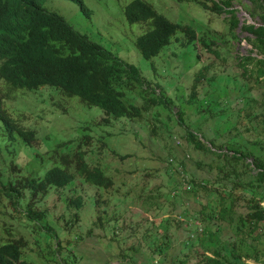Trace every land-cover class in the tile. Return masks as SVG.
I'll use <instances>...</instances> for the list:
<instances>
[{
  "label": "rangeland",
  "instance_id": "rangeland-1",
  "mask_svg": "<svg viewBox=\"0 0 264 264\" xmlns=\"http://www.w3.org/2000/svg\"><path fill=\"white\" fill-rule=\"evenodd\" d=\"M83 1L90 9L89 15L72 0H42L40 3L61 14L79 32L137 67L144 83H149L154 93L149 89H132L126 91L129 100L141 104L145 100L140 94H154L160 101L150 104L147 100L146 110L138 117L107 116L108 122H103L101 116L104 114L99 107L85 105L76 96L47 86L14 88L0 79L2 104L17 122L33 128L37 138L31 144L23 143L16 136L7 140L0 124V165L5 166L2 168L4 175H41L52 164L67 166L73 172V178L66 184L48 186L44 193H38L28 217L23 203L12 208L0 194V242L23 239L20 258L39 264H150L146 257L154 247L150 241L161 232L163 222L172 217L175 218L172 221L174 232L172 239L166 236L162 244L167 246L163 264H176L175 258L184 257L193 248L198 249L196 241H191L200 234L199 227L195 231L186 230L185 214L193 213L206 199L202 194L195 195L187 190V179L209 176L204 168L196 165L195 153L182 134L189 128V122L200 120L196 122L198 127L195 124L191 127L207 139L217 134L215 132L225 121L234 118V96L242 88L236 87L228 93L227 100H221L218 94L227 89L231 76L239 72L235 55L245 54L250 48L239 24L242 19L260 23L258 15L251 17L247 12H256L259 7L249 0H231L230 7L235 9L239 22L231 28L228 13L203 9L193 0H146L170 20L195 28L197 35L210 43L209 49L196 41L183 44L184 34L177 30L158 53L143 58L133 38L146 30L148 23L125 20L122 6L128 0ZM198 68L206 75L201 82L204 84L206 80L210 87L205 99H201L199 90L192 98L188 97L190 76ZM213 72L219 84L215 90ZM234 78V86L243 80L238 75ZM262 83L260 79L252 80L256 98ZM215 98H220V105L213 109ZM237 105L245 106L242 102ZM229 106L232 110L228 118L214 114L226 111ZM201 109L204 119L198 116ZM177 111L180 122L176 118ZM239 120L238 129L244 137L251 140L264 135V116L250 124V130L242 115ZM86 133L88 137L84 138ZM70 138L79 140L85 160L109 175L112 186L103 188L83 181L73 170L69 155L70 165L62 163L60 152L69 151L72 142H59ZM169 156L172 159L169 160ZM200 157L208 160L207 154ZM250 159L248 156L245 160ZM178 181L181 186L173 188ZM77 196L80 203L76 206L70 198ZM182 208L185 211H180ZM36 212L41 214L37 216ZM194 218L200 223L198 217ZM157 223L158 226H154ZM192 261L188 258L183 264H192ZM245 261L260 264L252 259Z\"/></svg>",
  "mask_w": 264,
  "mask_h": 264
},
{
  "label": "trees",
  "instance_id": "trees-1",
  "mask_svg": "<svg viewBox=\"0 0 264 264\" xmlns=\"http://www.w3.org/2000/svg\"><path fill=\"white\" fill-rule=\"evenodd\" d=\"M41 1L0 0V79L14 88L47 86L66 95L76 96L85 105L99 107L104 114L101 116L103 122H108L107 116L138 117L146 110L147 100L150 104L160 101L154 94H140L145 100L141 104L129 100L126 91L131 92L132 89H149L154 93V88L144 83L137 67L73 28L61 14L46 9ZM72 1L85 15H89L90 9L83 0ZM193 1L203 9L228 13L231 28L238 25L235 9L230 7L231 0H209V4L206 0ZM249 2L259 7L256 12H247L251 17L258 15L260 23L242 19L239 24L250 44L245 54L235 55L239 67L235 75L243 80L234 86L235 75L231 76V84L227 83V89L218 94L223 100L236 87L238 90L242 88L234 96V118L225 121L215 132L217 134L213 133L207 139L201 132L194 130L195 127H191L194 124L198 127L196 122L200 120L189 122V128L182 134L195 153L196 165L204 168L209 176L187 179L191 185L186 186L187 190L193 191L195 195L202 194L206 199L200 202L193 213L185 214L186 230L195 231L199 227L200 234L191 241H196L198 249L193 248L184 257L175 258L176 264H183L188 258L193 259L192 264H249L246 259L264 264V135L249 140L238 129L240 115L249 123L246 126L249 130L250 124L264 116V0ZM122 14L128 23H148L147 29L133 38L143 58L158 53L177 30L184 34L183 44L196 41L209 49L210 40L198 36L195 28L170 20L146 0H128L122 6ZM210 51L216 53L214 49ZM204 77L206 75L200 68L192 73L188 83L189 98L195 92L197 94L198 90L201 99L208 95V82H201ZM253 79L263 80L258 98L253 96ZM216 80L217 75L213 72V90L219 85ZM214 100L216 106L213 109L220 105V98ZM241 102L245 106L237 105ZM2 103L0 97V124L4 136L7 140L16 136L23 143L31 144L37 139L34 129L17 122ZM231 110L229 106L226 111L220 110L214 114H223L228 118ZM178 113L176 118L180 122ZM204 114L201 109L198 116L204 119ZM83 137L87 138L88 133ZM67 141L72 142V147L69 151L60 152L62 163L70 165L71 158H67L69 155L72 157L73 170L83 181L103 188L112 186L113 180L109 175L99 166L90 165L85 160V152L79 148V140L70 138L59 143ZM205 154L208 155L207 161L200 157ZM248 156L251 159L245 160ZM9 163L13 165V162ZM4 167L0 165V194L4 195L12 208L23 203L27 217L33 212L32 204L38 193H44L48 186H62L73 178V172L60 164L50 165L41 175L22 174L16 177L9 174L5 176L2 171ZM180 186L178 181L172 187ZM70 202L77 206L80 198H70ZM35 214L39 216L41 213ZM195 216L200 223L193 220ZM173 220L175 218L169 217L163 222L161 232L150 241L154 247L146 255L148 263L163 264L167 246L162 244L166 236L171 238L174 232ZM154 226H158V223ZM23 245L24 241L19 237L0 242V264H39L20 258Z\"/></svg>",
  "mask_w": 264,
  "mask_h": 264
},
{
  "label": "clouds",
  "instance_id": "clouds-1",
  "mask_svg": "<svg viewBox=\"0 0 264 264\" xmlns=\"http://www.w3.org/2000/svg\"><path fill=\"white\" fill-rule=\"evenodd\" d=\"M170 157V156H169ZM168 158V157H167ZM172 159V157H170ZM189 186V184H187Z\"/></svg>",
  "mask_w": 264,
  "mask_h": 264
},
{
  "label": "built area",
  "instance_id": "built-area-1",
  "mask_svg": "<svg viewBox=\"0 0 264 264\" xmlns=\"http://www.w3.org/2000/svg\"><path fill=\"white\" fill-rule=\"evenodd\" d=\"M168 159L170 160L171 158L169 157Z\"/></svg>",
  "mask_w": 264,
  "mask_h": 264
},
{
  "label": "water",
  "instance_id": "water-1",
  "mask_svg": "<svg viewBox=\"0 0 264 264\" xmlns=\"http://www.w3.org/2000/svg\"><path fill=\"white\" fill-rule=\"evenodd\" d=\"M239 23V22H238Z\"/></svg>",
  "mask_w": 264,
  "mask_h": 264
}]
</instances>
